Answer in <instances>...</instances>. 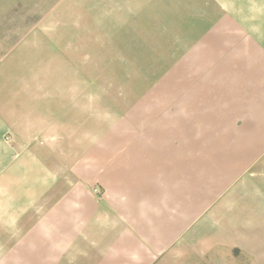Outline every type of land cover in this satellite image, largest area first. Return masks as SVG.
<instances>
[{"label": "rangeland", "instance_id": "374dc122", "mask_svg": "<svg viewBox=\"0 0 264 264\" xmlns=\"http://www.w3.org/2000/svg\"><path fill=\"white\" fill-rule=\"evenodd\" d=\"M22 4L23 17L6 22L39 26L38 40L1 34L0 93L14 97L22 119L16 140L26 156L23 183L35 189L23 201L37 207L40 231L54 230L55 251L79 264V250L90 244L80 233L91 239L95 218L121 219L120 203L148 215L181 198L183 207L200 209L198 220L212 219L217 239L245 246L221 250L216 264H244L253 240L264 264V205L234 209L249 200L225 199L230 166L249 151L239 146L237 128L244 79L239 67L202 64L204 54L194 50L206 29L223 23L222 3ZM231 6L237 10L238 2ZM46 9L55 17L34 15Z\"/></svg>", "mask_w": 264, "mask_h": 264}, {"label": "crops", "instance_id": "0c3cea01", "mask_svg": "<svg viewBox=\"0 0 264 264\" xmlns=\"http://www.w3.org/2000/svg\"><path fill=\"white\" fill-rule=\"evenodd\" d=\"M24 1L38 0H0V46H4L1 50L6 49V37L1 41V34L26 32L32 35L31 44L38 40L39 26L22 30V26L6 22L7 18L23 17L20 8ZM206 1L222 3L223 23L206 29L204 41L194 47L204 57L197 58L204 65L239 67L244 79L238 90L237 128L239 146L249 151L230 166V194L225 199L236 203L231 195L235 199L238 194L248 199L250 206L244 201V206L232 208L252 209L264 205V0ZM232 2H238L237 10H231ZM54 13L46 9L44 14L34 15L46 18L55 17ZM1 60L5 59L0 57V66H6ZM5 80L6 74H0V81ZM8 98L12 96L0 93V264H69L65 260L70 258L69 253L55 251L54 230L40 231L37 207L23 201V193H33L35 189L23 183L26 156L19 147L22 143L16 140L22 119L14 97L13 101H7ZM184 203V199L178 198L173 207L165 204L159 210H150L148 215H141V209L132 204L126 207L120 203L121 219L95 218L92 240L87 239L88 233H80L81 242L90 243V247L85 245L79 250V264H216L223 257L221 250L245 248L238 238L217 239L212 219L198 220L200 209L183 207ZM252 242L255 245L250 256L243 259L244 264H263L258 255L260 245L258 241ZM58 257L63 260H55Z\"/></svg>", "mask_w": 264, "mask_h": 264}]
</instances>
